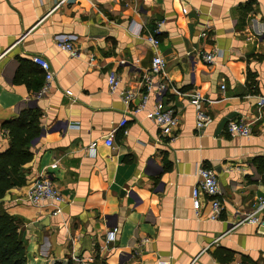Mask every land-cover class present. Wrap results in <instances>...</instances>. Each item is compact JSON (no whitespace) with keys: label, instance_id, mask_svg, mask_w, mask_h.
<instances>
[{"label":"crops","instance_id":"obj_1","mask_svg":"<svg viewBox=\"0 0 264 264\" xmlns=\"http://www.w3.org/2000/svg\"><path fill=\"white\" fill-rule=\"evenodd\" d=\"M263 23L264 0H0V154L10 146L3 123L26 109L41 113L27 183L0 200V209L22 221L29 264H264L259 228L233 227L264 198L255 165L264 157ZM64 37L79 57L58 48ZM207 52L216 54L213 64L203 60ZM35 55L55 73L41 98L45 77ZM156 55L169 80L162 96L143 83ZM122 90L135 94L130 104ZM196 92L211 118L203 129L191 103ZM160 101L179 119L174 139L147 118ZM238 119L252 123L251 136L227 132ZM112 131L109 147L103 141ZM93 141L95 158L88 155ZM202 168L214 170L221 185L225 210L217 220L203 195L201 215L193 209ZM44 175L64 203L26 199ZM114 227L117 239L105 248Z\"/></svg>","mask_w":264,"mask_h":264},{"label":"built area","instance_id":"obj_2","mask_svg":"<svg viewBox=\"0 0 264 264\" xmlns=\"http://www.w3.org/2000/svg\"><path fill=\"white\" fill-rule=\"evenodd\" d=\"M127 1V0H124ZM264 26V23H263ZM159 33V32H158ZM148 42L154 47L158 46L160 41L155 37H148ZM58 48L66 51L71 57H79L80 50L77 49L70 38L64 37L58 40ZM203 60L208 64H213L216 58V54L213 52H207L202 55ZM32 61L36 64L44 73L45 83L38 93V97L47 96L51 90L55 80V73L52 71L50 63L43 56L35 55L32 57ZM154 78H159L158 83H155ZM109 87L112 93L119 91L120 80L118 75L113 72L109 76ZM143 83L148 91L155 89L158 95H165L169 89V80L165 78V61L164 59L156 55L153 58L151 69L148 74L143 78ZM67 94L71 92L67 91ZM120 96L126 104H130L135 97V94L128 90L120 91ZM191 96V103L196 109V125L198 129H203L208 126L211 122V118L207 115L204 103L207 101L199 92L193 93ZM148 100V95L143 96V101L136 112L145 109V104ZM264 106V101L262 102ZM147 118L154 121L160 128L161 133L170 138H175L176 132L179 126V119L173 108H166L165 105L160 101L156 105L153 111L147 113ZM127 123V118H124L120 124L124 127ZM227 132L232 137H249L253 134L252 123L245 119H238L229 121L227 124ZM115 131H112L104 139L106 146L111 147L114 143ZM97 141H93L88 148V155L91 158L96 157ZM206 197V204L210 209L209 219H219L224 210V204L222 202V189L218 180L217 173L208 168H202L199 172L198 185L192 191V204L196 216L201 215L202 200L201 196ZM27 200L35 206H43L44 204L59 205L64 203V197L60 189L55 185L53 180L48 176L38 177L29 187ZM264 211V198L260 197L253 205V210L242 215L238 221L233 225L237 227L244 224H253L259 228L261 234L264 235V218L261 217V212ZM119 228L114 227L106 233V244L105 248H108L110 244L114 243L117 239ZM238 264H250L239 262Z\"/></svg>","mask_w":264,"mask_h":264},{"label":"trees","instance_id":"obj_3","mask_svg":"<svg viewBox=\"0 0 264 264\" xmlns=\"http://www.w3.org/2000/svg\"><path fill=\"white\" fill-rule=\"evenodd\" d=\"M40 117L38 110L26 109L2 125L8 132L10 146L0 154V200L10 189L27 183L24 166L34 158L32 144L41 134ZM255 165L264 183V157L255 159ZM21 225L19 218L0 209V264H29Z\"/></svg>","mask_w":264,"mask_h":264},{"label":"rangeland","instance_id":"obj_4","mask_svg":"<svg viewBox=\"0 0 264 264\" xmlns=\"http://www.w3.org/2000/svg\"><path fill=\"white\" fill-rule=\"evenodd\" d=\"M27 199V198H26Z\"/></svg>","mask_w":264,"mask_h":264}]
</instances>
